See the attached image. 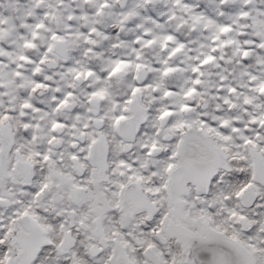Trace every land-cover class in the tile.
<instances>
[{"label": "snow or ice", "instance_id": "snow-or-ice-1", "mask_svg": "<svg viewBox=\"0 0 264 264\" xmlns=\"http://www.w3.org/2000/svg\"><path fill=\"white\" fill-rule=\"evenodd\" d=\"M0 264H264V0H0Z\"/></svg>", "mask_w": 264, "mask_h": 264}]
</instances>
